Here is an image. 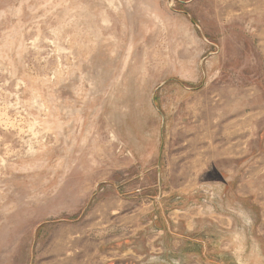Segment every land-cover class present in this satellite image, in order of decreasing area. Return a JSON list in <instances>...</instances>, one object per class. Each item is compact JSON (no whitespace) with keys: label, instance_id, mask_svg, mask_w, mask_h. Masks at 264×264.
I'll return each mask as SVG.
<instances>
[{"label":"rangeland","instance_id":"rangeland-1","mask_svg":"<svg viewBox=\"0 0 264 264\" xmlns=\"http://www.w3.org/2000/svg\"><path fill=\"white\" fill-rule=\"evenodd\" d=\"M0 264H264V0H0Z\"/></svg>","mask_w":264,"mask_h":264}]
</instances>
